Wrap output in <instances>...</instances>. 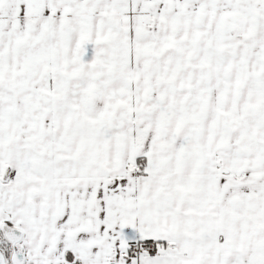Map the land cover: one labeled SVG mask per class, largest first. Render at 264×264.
I'll return each mask as SVG.
<instances>
[{
  "label": "snow or ice",
  "instance_id": "snow-or-ice-1",
  "mask_svg": "<svg viewBox=\"0 0 264 264\" xmlns=\"http://www.w3.org/2000/svg\"><path fill=\"white\" fill-rule=\"evenodd\" d=\"M0 264H264V0H0Z\"/></svg>",
  "mask_w": 264,
  "mask_h": 264
}]
</instances>
